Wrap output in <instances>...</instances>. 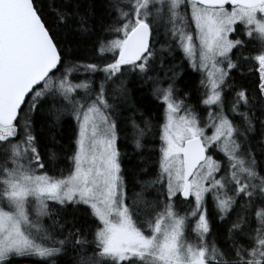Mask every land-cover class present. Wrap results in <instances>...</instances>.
I'll return each instance as SVG.
<instances>
[{
	"label": "snow or ice",
	"instance_id": "obj_1",
	"mask_svg": "<svg viewBox=\"0 0 264 264\" xmlns=\"http://www.w3.org/2000/svg\"><path fill=\"white\" fill-rule=\"evenodd\" d=\"M19 259L264 264V0H0V264Z\"/></svg>",
	"mask_w": 264,
	"mask_h": 264
},
{
	"label": "trees",
	"instance_id": "obj_2",
	"mask_svg": "<svg viewBox=\"0 0 264 264\" xmlns=\"http://www.w3.org/2000/svg\"><path fill=\"white\" fill-rule=\"evenodd\" d=\"M176 62L179 63V57H177ZM187 71H188L189 75L185 76V81H191V84L194 88L195 84L199 80V76L196 73H192L190 69H188ZM183 83L184 82L182 81L180 86H183ZM134 99H136V98L134 97ZM154 104H155V102L148 95L147 89H145L144 95L142 97H139L138 99H136L137 108L141 112H144L145 116L155 117L158 114L154 108ZM125 115H130V113H125ZM153 122L154 123L156 122L155 119L153 120ZM36 128H37V131L39 132V130L41 128L40 122L37 123ZM75 128H76L75 120L72 119L71 116H65L62 120L60 127L57 129V139H60L61 143L64 144L65 146L69 145L70 142L72 140H74ZM121 151L126 152L128 154L124 158L125 161L127 162L129 160V158L132 157V153H133L132 145L129 143L126 148L122 147ZM61 160L63 161V154H61ZM138 163H139L138 159L133 157V163H131V164L126 163L125 164V167L128 169V172L126 173L125 178H126V181L128 184L129 195L130 194L132 195L133 191H135L139 187L138 185L135 187L133 186V184L135 183L136 180H142V179L148 178V177H143V176H133L132 175L133 170L139 171L138 168H135V165ZM66 167H67L66 161H63L62 163H60L57 166L58 169L66 168ZM140 167H144V165L140 164ZM211 211H213V208H212L211 201L209 198V212H211ZM20 263H39V261H36V260L34 261L33 259H19V260L14 261V264H20Z\"/></svg>",
	"mask_w": 264,
	"mask_h": 264
},
{
	"label": "rangeland",
	"instance_id": "obj_3",
	"mask_svg": "<svg viewBox=\"0 0 264 264\" xmlns=\"http://www.w3.org/2000/svg\"><path fill=\"white\" fill-rule=\"evenodd\" d=\"M157 47H159V45H157ZM208 134H211L210 132L208 133ZM141 189H140V187H138V189H136L135 191H133V193L134 192H139ZM128 195H129V193H128ZM133 195V194H132ZM131 194L129 195L130 197L132 196ZM185 207H187V205H185ZM34 261L36 260V261H38L37 259H33Z\"/></svg>",
	"mask_w": 264,
	"mask_h": 264
},
{
	"label": "water",
	"instance_id": "obj_4",
	"mask_svg": "<svg viewBox=\"0 0 264 264\" xmlns=\"http://www.w3.org/2000/svg\"><path fill=\"white\" fill-rule=\"evenodd\" d=\"M20 264H39V263H20Z\"/></svg>",
	"mask_w": 264,
	"mask_h": 264
}]
</instances>
